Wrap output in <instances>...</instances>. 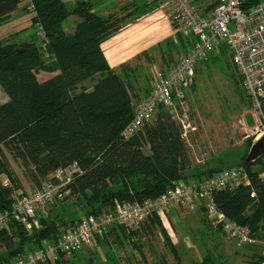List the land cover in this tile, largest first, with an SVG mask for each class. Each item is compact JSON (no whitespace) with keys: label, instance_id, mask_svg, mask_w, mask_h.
Masks as SVG:
<instances>
[{"label":"trees","instance_id":"trees-1","mask_svg":"<svg viewBox=\"0 0 264 264\" xmlns=\"http://www.w3.org/2000/svg\"><path fill=\"white\" fill-rule=\"evenodd\" d=\"M22 1L0 0V23ZM74 1L68 8L63 0H25L22 9L32 13L35 33L19 42L10 37L0 40V89L6 96L0 101V211L10 207L15 190H22L12 163L35 188L56 170L76 163L81 174L65 184L63 200L83 202V215L73 220L37 217L38 226L30 229L10 221L0 228V264L56 239L83 216L112 210L116 203L153 201L178 182H199L225 168L192 170L181 125L164 105L156 107L149 122L127 137L122 135L135 104L151 87L139 93L127 65L115 70L103 54L101 45L120 31L121 18L115 12L99 15L88 0ZM72 15L77 20L66 31L63 22ZM175 37L180 51H186L187 41ZM40 73L48 76L40 80ZM259 117L264 123V100ZM247 153L233 165L244 167L249 184L213 191L211 201L226 218L247 226L264 243V154L247 161ZM3 176L14 183L4 184ZM154 231L166 234L159 215L151 212L138 227L115 225L94 241L112 237L107 242L111 244L107 264H120L112 249L117 240L136 243ZM168 246L174 250L171 242ZM62 254L39 264H62ZM208 261L206 256L201 264Z\"/></svg>","mask_w":264,"mask_h":264},{"label":"rangeland","instance_id":"rangeland-1","mask_svg":"<svg viewBox=\"0 0 264 264\" xmlns=\"http://www.w3.org/2000/svg\"><path fill=\"white\" fill-rule=\"evenodd\" d=\"M63 1L68 8H72L75 2L74 0ZM163 1L167 2V0ZM213 1L200 0L195 1V4L203 10ZM155 2L156 0H116L115 13L121 18V22L125 19L130 21L129 29L135 31V28L142 24L154 21L148 16L158 11L155 10L150 14H146V11L149 10L148 8H153ZM22 3L25 4V0ZM163 10L168 13L170 5L165 4ZM19 13L22 15L17 22L9 21L0 24V40L20 35L23 26L16 28L18 23L30 25L32 13L23 9ZM74 20H77L76 16H70L63 22V27L73 25ZM162 24L165 22L159 24L162 38L158 44L140 51L118 67L111 66L119 71L120 66L127 65V70L133 74L132 79L141 94L149 89L162 73L169 71L181 55V47L171 28L163 27ZM129 29L127 28V33ZM18 30L20 31L16 32ZM37 44L40 46L41 41ZM195 70L194 86L187 93L191 131L186 143L192 159V170L198 172L204 171L208 166L219 168L238 163L257 139L256 135L261 136L262 132L251 133L248 129L254 126L257 130L261 128L260 117L258 115L259 120L257 119L258 122L255 123L249 101L225 46L211 54L205 62L199 63ZM46 76L47 74L40 73L38 77L42 80ZM90 83L86 81L84 85L89 86ZM3 95L0 89V98H4ZM167 108L171 110V107ZM11 165L21 181L23 192L29 193L34 190L35 185L22 175L17 164ZM2 179L9 181L6 176ZM12 181L14 183V179L9 182L12 183ZM197 197L190 203H172L159 215L166 234L159 231L147 233L136 243L127 239L121 244L117 240L112 249L116 251L115 257L119 263L201 264L203 258L208 256L209 261L206 264H257L256 261L263 246L258 243L251 246L236 244L232 238L218 230V226L212 223L213 216L207 213L208 200L199 199L202 204H196ZM83 205V202H77L74 198L54 201L47 204L36 215L38 218L47 217L50 220L55 218L73 220L83 215L81 211ZM19 223L30 229L31 225L27 227L28 220L25 223ZM107 242H112V237H109ZM107 242L93 241L91 245L75 253L62 254L63 257L60 260L62 264H107V254L111 251V244ZM170 242L174 250L168 246Z\"/></svg>","mask_w":264,"mask_h":264},{"label":"built area","instance_id":"built-area-1","mask_svg":"<svg viewBox=\"0 0 264 264\" xmlns=\"http://www.w3.org/2000/svg\"><path fill=\"white\" fill-rule=\"evenodd\" d=\"M167 3L170 5L168 17L172 33L187 41V49L181 52L171 69L161 74L148 93L135 104L133 117L124 127L122 135L127 137L135 132L151 120L158 105H164L171 107L181 125V137L187 141L191 121L186 98L194 83L195 67L208 60L220 44H224L230 54L256 123L264 100V1L217 0L215 6L207 12H202L191 0H167ZM38 32L41 33L40 27ZM260 125L258 130L254 126L252 133L258 131L263 134L264 123L260 122ZM76 174H81V170L73 163L56 170L49 180L29 193L15 190L10 207L0 211V228L12 220L24 223L28 220L27 227H37L36 214L47 204L63 200L67 194L64 186ZM7 182L3 180L4 184ZM247 184L248 175L244 167L238 164L225 167L199 182H178L153 201L116 203L112 210L83 216L56 239L45 240L41 247L6 264H39L61 253H75L91 245L96 238H102L115 225L136 228L151 212L160 215L172 203H190L195 195L208 200L207 213L213 216L212 223L215 226L236 244L251 246L262 241L247 226L226 218L211 201L213 191L234 189ZM261 254V264H264V250Z\"/></svg>","mask_w":264,"mask_h":264},{"label":"crops","instance_id":"crops-1","mask_svg":"<svg viewBox=\"0 0 264 264\" xmlns=\"http://www.w3.org/2000/svg\"><path fill=\"white\" fill-rule=\"evenodd\" d=\"M88 1L93 4L94 11L101 16H106L109 13L117 11L114 5L116 0H88ZM23 4L24 3H20L18 9L14 11L13 13H11L8 19L1 22L0 24L8 23L9 21L17 22L21 18L22 14H20L19 11H21L22 7L25 5ZM165 4H167V2L163 0H156L154 4L155 6L153 8H148L149 10L146 11V14L153 13L155 10L158 11V13H155L154 15H149L150 17L148 16V18L152 17L154 21L149 22V23H144L141 26L135 28V31H132L131 29H129V26H131L130 21H127L125 19L122 22L124 26H122L120 31L115 36H113L111 39L102 43L101 49L110 66L118 67L120 64L126 63L128 60H130L140 51L145 50L148 47L155 45L156 43L158 44V42H160L162 38L161 26L159 25L161 22H165V24H162L163 27L167 26L171 28V31H172V26L170 24L169 17H168L169 12L166 13L164 11L167 8L163 10V7H165ZM143 15H140V16H143ZM29 23H30L29 26L25 25L23 22L17 24L16 28H20L21 26L23 27L21 28V31L20 30L16 31V32L20 31V35H17L15 38H12V41L19 42L22 40H27L31 35H33V33H35V30L32 27L33 25H31V21ZM72 27L73 25H70L69 27H66L65 30L70 31ZM127 28L129 29V33H127ZM3 96L4 98H0V101L6 100L5 94ZM248 129L252 133V130L254 129V127L248 128ZM259 136H260L259 134L256 135V138H258ZM197 162H200V161L197 160ZM215 167L208 166V167H205V170L208 168H215ZM196 204H202V203L200 200L196 199ZM218 230H221V229L218 228ZM258 244L263 246V249H260L261 252H259V257H258V260H259V258L261 259V256H262L261 253L264 250V243L260 242ZM246 255H250V254H246ZM256 263L260 264L257 261Z\"/></svg>","mask_w":264,"mask_h":264},{"label":"water","instance_id":"water-1","mask_svg":"<svg viewBox=\"0 0 264 264\" xmlns=\"http://www.w3.org/2000/svg\"><path fill=\"white\" fill-rule=\"evenodd\" d=\"M264 154V133L261 134L251 145L246 159L247 161L249 160H254L255 158L261 156Z\"/></svg>","mask_w":264,"mask_h":264}]
</instances>
